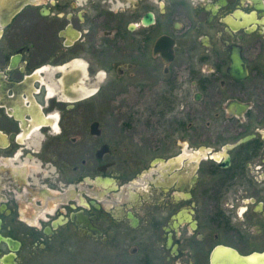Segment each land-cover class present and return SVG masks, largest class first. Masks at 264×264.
<instances>
[{"label":"flooded vegetation","instance_id":"1","mask_svg":"<svg viewBox=\"0 0 264 264\" xmlns=\"http://www.w3.org/2000/svg\"><path fill=\"white\" fill-rule=\"evenodd\" d=\"M113 67L143 125L70 131ZM0 233L17 258L264 264L238 258L264 251V0H0Z\"/></svg>","mask_w":264,"mask_h":264},{"label":"rangeland","instance_id":"2","mask_svg":"<svg viewBox=\"0 0 264 264\" xmlns=\"http://www.w3.org/2000/svg\"><path fill=\"white\" fill-rule=\"evenodd\" d=\"M97 67L105 68L103 65H97ZM126 72V74L133 73L131 70ZM105 76L102 77L103 92L101 91L97 96L86 100L85 106L80 111L69 112L66 115L64 125H69L70 131L77 130L81 125V128H84L86 139L89 136L90 125L94 121H99L100 125L106 127L107 130L113 125H143L142 121H144L145 115L141 104L140 90L135 91L136 88L129 87L128 78L120 76L116 67L112 68L106 79ZM137 82L139 83V81ZM138 134L137 142L131 144L136 153L141 151L143 142V136L141 133ZM98 145V139L87 140L86 153H93ZM82 242L84 245L80 246L76 242H71L72 245H70L67 242L59 241L48 250L39 248L38 245L34 247L30 242H27L19 254L16 264H132V259L135 260L140 256L138 254L131 258L130 255H127L130 249H127L125 250L126 254L122 256L105 254L99 257L85 251L84 249L90 244L87 241Z\"/></svg>","mask_w":264,"mask_h":264},{"label":"water","instance_id":"3","mask_svg":"<svg viewBox=\"0 0 264 264\" xmlns=\"http://www.w3.org/2000/svg\"><path fill=\"white\" fill-rule=\"evenodd\" d=\"M91 128H92V132H96L97 128H98V125H100L99 121H94L92 122L91 124ZM2 242H8V244L11 246V248L13 250H18L20 245H21V242H18V241H15L11 238H8V237H4L1 233H0V261L3 262L4 264H16L17 263V257H16V253L15 252H10V253H4V254H1V243ZM264 253L263 252H256V253H252V254H248L246 256H242V255H238L239 257L238 258H243V257H250L254 254H258V255H262Z\"/></svg>","mask_w":264,"mask_h":264}]
</instances>
